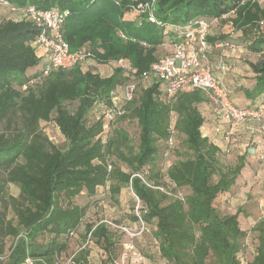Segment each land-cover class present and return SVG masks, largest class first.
<instances>
[{
	"label": "trees",
	"instance_id": "trees-1",
	"mask_svg": "<svg viewBox=\"0 0 264 264\" xmlns=\"http://www.w3.org/2000/svg\"><path fill=\"white\" fill-rule=\"evenodd\" d=\"M4 1L19 8L68 10L62 33L72 51L94 43L98 28L109 31L100 41L103 52L93 51L95 63L55 70L47 76L42 72L26 76L43 58L35 46L39 30L27 18H0V125L5 127L0 130V264L7 239L14 243L5 264H22L28 256L41 260L34 264H54L65 256L88 209L73 200L83 193L93 198L106 186L112 197L122 196L128 188L141 202L147 231L133 239L139 253L142 239L150 236L151 254L166 264H241L246 233L239 225V210L222 213L215 201L234 188L245 168V156H239L236 165L226 166L220 157L228 153L227 141L219 149L202 136L204 118L199 106L209 101L207 96L184 88L168 100L162 84L154 81L140 93L136 85L121 116L109 120L101 114L100 105L111 106L110 94L131 81L129 74L113 65L106 76L101 64L124 58L139 76L157 60L155 51L163 43V29L145 20L139 26L122 20L131 5L146 0ZM110 2L118 11L108 9ZM231 11L235 12L233 27L242 31V40L247 38V49L264 52V34L255 30L264 21L259 0H157L154 9L156 19L172 24ZM248 66L254 86L244 94L254 100L264 92V53ZM92 115L97 118L90 123ZM125 118L137 122L136 145L119 128L105 133ZM41 121L55 124L64 138L62 148L41 131ZM170 138L172 146H168ZM116 161L129 171H123ZM134 174L153 187L180 191L183 200L148 187ZM171 184L175 185L172 189ZM10 185L18 188L17 197L9 193ZM8 212L16 223L8 219ZM131 212L128 222L134 223L137 217ZM116 231L127 240L104 222L85 225L82 237L110 256ZM252 231L255 252L246 264H264V219ZM87 254L84 246L78 249L76 264H88ZM118 257L111 259L112 264Z\"/></svg>",
	"mask_w": 264,
	"mask_h": 264
},
{
	"label": "built area",
	"instance_id": "built-area-1",
	"mask_svg": "<svg viewBox=\"0 0 264 264\" xmlns=\"http://www.w3.org/2000/svg\"><path fill=\"white\" fill-rule=\"evenodd\" d=\"M156 1L146 0L138 2L131 5L130 9L146 17L148 22L162 26L163 24L156 19L154 13ZM0 4L11 7L10 11L13 14L27 18L38 28L39 32L35 40V46L43 49V58H45L42 70L43 76H47L55 70L70 69L93 60V52L91 50L81 47L72 51L69 44L64 40L62 31L65 20L68 17V10H60L56 7L48 10H39L34 6L19 8L10 5L4 0H0ZM115 4L118 5V1H115ZM211 24L212 21L209 19L196 18L186 24L174 26V31L181 37V40L174 43L171 55L159 58L151 65L149 70L139 75L140 79L144 82L152 80L163 84L165 97L168 100L173 99L184 88L202 91L209 101L215 105L216 113L219 114L222 123L259 122L258 137L253 140V143L254 146L257 145L259 148L257 150L260 161L264 162V111L241 109L234 106L229 100L227 88L217 83L215 76L211 72L206 54L208 49L206 37ZM115 62L123 70H130V66L125 64L123 59L120 58ZM135 90L136 84L130 82L122 87L121 95H118L115 91L112 92L110 94L111 106L100 105L103 117L113 120L115 117L121 116L124 113V103L132 99ZM172 145L173 142L170 138L168 146ZM132 177L142 179L139 174H134ZM142 182L150 188L157 189L178 200H183V195L180 191L170 192L163 187H153L143 179ZM174 187L175 185H170L171 189ZM132 194L137 203L136 212L134 213L137 219L134 223L116 225L110 221H102L107 226L118 229L127 238L122 243V252L119 254L115 264H142L144 260L141 253L134 247L133 239L142 236L147 229L140 214L141 202L133 192ZM6 258L7 256L1 259ZM74 258L75 254L67 257L61 256L54 264H76ZM36 261L41 260H35L28 256L22 264H34Z\"/></svg>",
	"mask_w": 264,
	"mask_h": 264
},
{
	"label": "rangeland",
	"instance_id": "rangeland-1",
	"mask_svg": "<svg viewBox=\"0 0 264 264\" xmlns=\"http://www.w3.org/2000/svg\"><path fill=\"white\" fill-rule=\"evenodd\" d=\"M259 4L264 9V0H259ZM107 7L108 9H114L118 11L112 2H110V4H108ZM10 8L11 7L7 5L0 4V18L15 19L17 15L13 14V12L10 11ZM68 15H70L69 11H68ZM234 15L235 12L231 11L226 16L228 18V19L226 18L227 20L220 18L219 16L218 17L209 16V18H212L211 19L212 21L214 20V22L217 25L216 27L218 28L220 27V29L222 28V32H226L228 33V36L232 37L235 34L234 30L233 32L229 33L228 30L230 29L228 28V30L227 29L225 30L223 26H225L227 24L226 21H229V18L231 19L232 17H234ZM110 20L112 21V18H110ZM122 20H126L129 22H131L132 20L133 25L136 23L135 15H133V13L123 14ZM255 30L258 33L264 34V21H260L258 28ZM108 31L109 29L107 27L98 28L94 34V39H95L94 43L86 44L84 45V47L96 52H103V48L100 44L101 43L100 41L102 37L108 34ZM115 33L119 34V31ZM252 35L253 33H251V38L253 37ZM238 39L241 40L240 38ZM148 46L147 47L145 46V48H148ZM161 48L162 47H159L158 49L160 50ZM159 50H157L156 47V51ZM156 51H155V55H156ZM161 55H162L161 52H157L156 58L157 56H161ZM254 56L256 57V55L253 53L251 58L253 59ZM240 61L241 62L236 67L237 70L241 71L240 73L247 74V72L244 71L243 69L246 68L245 65L248 66L246 61L243 60ZM90 63H95V61L92 60L90 61ZM44 64H45V58H40V61L36 66L29 68L27 70L26 76H29L36 72H42L44 68ZM86 64H89V62ZM81 65L85 66V63ZM107 65H111V64H107ZM153 82L154 81L149 80L144 83H139L136 90L137 93L138 92L140 93L145 87L152 85ZM117 92L118 95H121V92H119L118 90ZM242 98L243 95L238 91H231V90L229 91V100L234 106L241 107L245 102ZM252 106L254 107L241 108V109L253 110L255 109V107H257L254 104H252ZM259 111H261V109H259ZM254 112L258 113L257 111ZM96 116L93 115L90 116L88 119L89 122L91 123L94 119H96L97 118ZM217 119L221 121L219 114H217ZM14 120L15 122L19 123L18 117H15ZM39 126L41 131L48 137V139L54 145H56L59 148H62L64 146V138L60 134L58 128L55 126L53 122L41 121ZM4 128H5L4 124L0 125V130ZM115 128H119L124 132H126L131 140V143L134 145L137 144L138 128L135 119L125 118L124 120L117 121V123L113 124V126L110 125L107 129H105L106 130L105 133H108L111 131V129H115ZM225 140L227 141L228 145L230 143L229 150L230 149L231 150L229 151L230 153L221 156L220 159L224 165L234 166L238 163V157H239L238 155L240 153L239 152L240 150H238L237 148L238 146L235 147L234 142L233 141L231 142L228 135L225 137ZM253 148H254L253 149L254 154L253 152L251 153V155L248 154L249 156H247V158L245 159V168L240 174V177L237 179L234 188H232V190L227 192L226 194L219 196L218 199L215 201V205L220 209L222 213L231 214L239 210V215H238L240 221L239 225L240 228L246 233L244 238V246L239 256L241 264H246L247 262H250L252 260L255 252V233L252 231V227L259 219H264V162L260 161L258 157L257 149L259 148L257 147V145L254 146ZM180 150H182V147ZM116 164L123 171L126 172L129 171V169L125 167L123 163L116 161ZM108 189L109 186L104 187V189H100L99 192H97V194L93 198L87 197L83 193L82 195L78 196L73 200L75 204L81 206L87 205L88 209L86 212V216L84 217L82 224L80 226V230L78 232L77 237L69 241V246L67 249L68 251L66 252L65 257L68 255L76 254L77 250L84 246V248L88 249V254L85 255L84 257L88 264H112L111 259H117L119 254L122 252L121 245L122 242L125 241V237L122 234L119 235L120 233L118 231L114 232V241L117 242H115L111 250L110 256L104 251L103 248H100V246H97L93 242H90L87 239H83L82 237L85 233V225L87 224H97L104 220H109L118 224L120 223L121 225H128L130 220H132L131 211H133V214L136 212L137 203L134 201V197L131 190L127 188L122 196L115 195L114 197H112ZM8 191L14 197H17L19 194L18 188L14 185H10ZM7 217L8 219H11L13 223H16V218L13 216L12 212H8ZM150 240H151L150 236H146L142 239L141 241L142 243H140L141 255L144 256V260L142 264H166L159 257L151 254ZM13 243L14 240L7 239L5 244L4 254L2 257H5L10 252ZM4 260L5 259L1 260V264H5Z\"/></svg>",
	"mask_w": 264,
	"mask_h": 264
},
{
	"label": "crops",
	"instance_id": "crops-1",
	"mask_svg": "<svg viewBox=\"0 0 264 264\" xmlns=\"http://www.w3.org/2000/svg\"><path fill=\"white\" fill-rule=\"evenodd\" d=\"M128 13H133V15H135V19H136L135 25L139 26L142 20L147 21L146 17H144L143 15L139 13L134 12L132 9ZM227 14H223L219 17L226 19ZM198 18H205V19H209L210 21H212L211 20L212 18H209V17H198ZM231 19L229 18V21H226L227 24L223 26V28L225 30L226 29L228 30L229 28L230 29L228 30L229 33L233 32L234 30L235 34L232 37L228 36V33L222 32V28L220 29V27L219 28L216 27L217 26L216 23L214 22V20L212 21L208 35L206 37V41L208 44V49L206 50L208 64L211 67V72L215 76L217 83L227 88L228 97H229L230 90L238 91L239 93L243 95L242 99L245 102L239 108H251V107L253 108L254 106H252V104H254L255 106H257L255 107V109L257 108L258 110L259 109L263 110L264 109V92L263 94L255 98L254 100L246 98L244 94L245 90H251L254 86V75L252 71L250 70L249 66L245 65L246 68H243L244 71L247 72V74L240 73L241 71L237 70L236 67L241 62L240 60L246 61L247 65H248V62L257 61L258 57H261V55H263L264 52H261V54L260 53L257 54L247 49L246 47V44H248V42L246 41L247 38H244V40H242V37H243L242 31L234 29ZM161 23L163 25L158 26V27L163 29L164 40H163V43L157 47V50H159L158 49L159 47H162L159 51H156V55H157V52L162 53L161 56H157V60L159 58L171 55L173 52L174 43L181 40V37H179V35L174 31V26L186 24V23L172 24V23H163V22ZM120 36L123 37V35L121 34ZM238 38H240L241 40H239ZM208 39H215V40L214 42H210L208 41ZM91 51L93 52V50ZM41 52H43V49H41ZM253 53L256 55V57L254 56V58L252 59L251 56ZM121 59L124 60L125 64H128L130 66L129 71L123 70L125 73L129 74V76L131 77L130 82H133L136 85H138L139 83H144V81H141L140 76H135L133 74L134 68L132 67L130 62L127 59H124V58H121ZM90 61H87L85 63H88V62L90 63ZM110 64L113 65V67L120 68L116 64L115 61H113ZM111 65L101 64L100 65L101 73L102 72L106 73L105 74L106 76L110 75ZM162 89L164 91L163 84H162ZM185 89H191V88H185ZM117 90L119 92H122L121 87H118L115 90V92H117ZM209 103L210 102L208 101L206 103L200 104L199 106V110L201 111V114L204 118V122L202 126L200 127V132L202 136L207 137L209 141L215 144L216 146H218L219 149H223L225 141H226L225 137L228 135L231 142L233 141L235 144V147L238 146L237 148L238 150H240L239 151L240 153L238 156L244 155L246 159L247 156L251 155L252 152L254 154L253 140H256L258 137L260 123L259 122L222 123L221 121L217 119L215 105H213L212 103L210 104ZM229 145H228V153H230L229 151L231 150V149L229 150Z\"/></svg>",
	"mask_w": 264,
	"mask_h": 264
}]
</instances>
